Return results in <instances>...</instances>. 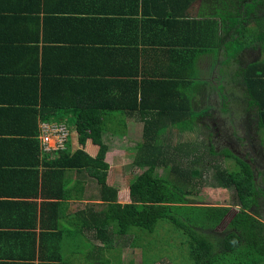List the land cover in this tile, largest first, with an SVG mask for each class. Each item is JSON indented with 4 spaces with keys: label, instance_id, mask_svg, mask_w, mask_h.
Listing matches in <instances>:
<instances>
[{
    "label": "crops",
    "instance_id": "obj_1",
    "mask_svg": "<svg viewBox=\"0 0 264 264\" xmlns=\"http://www.w3.org/2000/svg\"><path fill=\"white\" fill-rule=\"evenodd\" d=\"M206 1L174 0L168 12L165 11V25L159 28L162 25L160 23L152 27L146 24L147 20L156 19V0H0V264H106V260L107 264H130L124 258V249L118 248L116 243L117 256L110 261L105 236L98 235L88 227L81 230L82 222L91 226L92 219L100 217V211L106 210L93 178L82 181V186L77 181L71 188L75 189L73 192L69 188L72 185L69 180L78 178L79 172L68 170L57 173L53 170L44 176L43 155H38V167L25 165V157L30 152L31 160L32 150L28 146L23 148L20 141L32 139L31 132L39 135L40 124L39 120L36 123L29 116L27 101L36 100L44 79L46 82L42 94H46L49 100L60 94L65 95L67 90L64 88L61 92L58 85L61 79L74 85L71 97L75 98L74 88L77 86L81 87V91L75 89L76 94L89 96L97 80L112 81L120 77L117 76L119 72H127L129 57L136 62L134 64L138 72L149 74L147 77L152 81L170 79L172 76L187 82L189 79L197 81L195 76L201 73L198 79L218 88L217 95L221 97L222 90L227 87L234 91L237 83L235 79L241 80V69L260 65L257 74L264 79L263 43L246 46L242 54L239 56L237 53L236 59L230 62L228 54L233 47L225 48V45L234 44L229 41L231 37H237L236 32L223 30V24L218 33L222 47L215 54L207 53L203 61L200 59L204 55L201 56L197 63L198 70H193L192 63L196 61V55L190 54L192 46L184 39L188 29L181 27V24L186 25L187 19L210 14ZM200 10L203 11L201 15ZM181 11L184 21L177 23L175 14ZM193 11L196 12L195 16L192 15ZM187 26L191 29L195 25L189 23ZM249 28L256 35L260 32L257 24ZM154 30L165 37L164 45L154 46L157 44L153 38L154 33L149 35V31ZM134 42L136 50L129 56V46L133 47ZM156 48L161 54L157 60L150 58L145 62L135 57L142 55V51L149 53ZM191 55L194 57L192 61ZM240 64L243 65L239 67ZM174 65H181L189 69V72L183 73L182 77L181 70H169ZM227 65H231L228 72L230 80L224 83L223 71ZM257 78H250V85H254V90L262 92L260 95L248 92L246 96L242 94L244 103L240 109L249 112V121L258 128L259 106H264V85L263 80L259 76ZM204 88L198 89L197 95L204 93ZM221 97L217 104L219 112L224 109ZM255 98H259L256 107L252 106ZM123 113L125 116L138 114L144 128V120L139 113ZM71 118L72 115L58 111L49 123H63L68 127L73 123ZM127 121L126 118V132L110 144L106 159L114 158L113 155L117 153L122 155L124 150L134 149L143 141H134L138 137H131L133 132L129 131ZM76 136L69 140L68 150L77 147L79 142ZM123 140L125 148L121 149ZM131 142L136 143L134 147L127 144ZM86 149L92 155L99 152V146L94 145L92 140L86 142ZM36 161L33 157L31 163ZM91 179L93 184L89 182ZM93 185L97 187V193L90 194ZM124 189L118 190L128 197L125 185ZM125 201L119 202L124 204ZM83 236L93 245L81 247L79 239ZM91 247H95L96 252L103 251L96 256L104 257H94L95 261L91 257L85 259L90 251H95ZM118 255L120 257L117 260Z\"/></svg>",
    "mask_w": 264,
    "mask_h": 264
},
{
    "label": "trees",
    "instance_id": "obj_2",
    "mask_svg": "<svg viewBox=\"0 0 264 264\" xmlns=\"http://www.w3.org/2000/svg\"><path fill=\"white\" fill-rule=\"evenodd\" d=\"M173 1L156 0L158 4L155 12L156 19H149L146 24L149 27L156 23L162 24L159 28L164 26V22L167 21L165 20V11L168 12ZM233 1H206L208 5L216 7V12L201 15L203 11L200 10L199 15L201 16H198L197 19H187L186 25L182 23L184 21L183 12L175 14L177 23H182L181 27H187L188 34L184 39L193 49L199 47L203 53L211 52L213 48L218 51L222 47L221 39L218 38L219 28L217 26L220 21L217 19L219 18L222 19L223 30L236 32L237 39L231 37L229 41L234 42V44H229L233 47L228 54L230 62L232 59H236L238 55L236 53L243 51L246 46L256 42H262L264 46V19L257 24L260 30L258 35L246 24L249 14L255 11L251 9V6L256 5L255 7L258 8L263 5L264 0H250V2L236 0L234 3L235 15L233 13L232 16L224 17L221 11H224L225 7L219 8L220 4L222 2L228 4ZM189 23L195 26L190 29L187 26ZM150 33H154L153 38L157 43L154 46L165 44L163 40L165 37L159 31H149V35ZM128 42L130 44V41ZM133 44V47L129 46V56H132L136 50L135 42ZM236 46L239 48H235ZM224 50L227 49L224 48ZM233 50L235 52L232 53ZM149 53L142 51V55L139 54L135 57L146 62L150 58L157 60L156 58L161 56L157 48L151 49ZM134 63L136 62L130 60L129 57L127 72H119L117 76L120 77L112 81L97 80L93 87L94 94L91 92L89 96L76 94L75 89L81 91V87L77 86L74 88L75 98L71 97L70 92L74 85L61 79L62 82H57L61 92L64 88L67 90L65 95L60 94L57 98L49 100L46 94H42V91L44 92L42 87L46 82L44 79L43 85L40 86L41 93L36 95V100L27 101L29 116H32L36 123L38 120L43 123L53 121L58 111L72 115L73 123L68 126L70 139H72V135H77L79 143L72 151L67 149L68 151L55 152L58 156L54 157L51 154L42 153L37 133L31 132L32 139L20 141L23 148L28 146L30 151L32 150L31 160L30 152L25 157V165L38 167V155H43L44 176L53 170L57 173L68 170L87 171L99 187L100 199L103 200L106 210L100 211L102 213L99 215L100 217L92 219L91 226L89 223L82 222L81 230L88 227L95 230L98 235L103 234L104 242L114 248L117 243L116 239L120 238L125 239L126 244L132 248L141 247L142 264H149L148 261L151 262L150 264H164L170 261L160 254L162 249L159 248L162 247L159 245L158 248L156 241L152 240L161 222L164 223L162 227L165 233L171 234L174 231L181 233L178 236L175 234L173 236L179 241L180 238H183L181 243L188 250L186 255L188 259L183 262L184 264H264V219L260 213L249 212V209L256 204L257 188L251 168L246 165L230 173L220 164H210L214 169L213 177L217 185L233 191L235 206L200 207L190 205L188 191H196L197 185H202L200 179L203 169L199 164L201 165L209 158L204 154H212V151L215 152V150L211 147L212 150H206L204 154L195 153V156L190 161L188 160V165L185 166L181 156L177 158L173 155H180L181 149L170 152V144L162 138L165 133L162 134V137L160 134L168 123V127H172L180 121L183 125L188 121L193 122L196 103L194 97L199 96L197 95L198 89L192 91L193 95H187L185 90L182 91L183 93L181 92V87L185 85L194 87L190 85L192 82L194 83V80L190 81V79L189 82L178 78L152 81L147 77L149 74L138 72V67ZM241 65L243 64H240L239 67ZM262 67H264V63H262ZM260 69V65L241 69V80L235 79L237 83L233 89H240L245 96L247 92L260 95L262 91L254 90V85H250L249 82L250 78L259 76L264 85V79L257 74ZM202 98H206L205 92L202 94ZM254 100L252 106L256 107L259 98ZM10 110L16 111V109ZM259 111V130H264V106L260 105ZM113 112H136L144 120L143 141L136 146V143H128L129 147L135 146L137 155L134 165L140 169L136 179L128 187V197L107 183L110 164L106 162V154L114 140L104 127V122ZM88 140H92L94 145L99 146V152L96 155L87 151L86 142ZM198 148H203L202 142L197 146V150ZM230 156L233 157L232 154H228L226 158ZM33 157L37 161L31 163ZM169 161L173 162L171 166H169ZM160 168L168 170L166 176L159 175L158 169ZM194 170L199 171V180L193 178ZM33 172L38 173L37 171ZM62 192L65 195L64 190ZM121 200H126V203H120ZM256 209L259 210L258 207ZM146 239L148 240L145 241ZM152 252H155V255L153 260H150L148 254ZM179 257L181 258L180 255ZM172 262L176 264V261L172 260ZM130 264H133V261H130Z\"/></svg>",
    "mask_w": 264,
    "mask_h": 264
},
{
    "label": "rangeland",
    "instance_id": "obj_3",
    "mask_svg": "<svg viewBox=\"0 0 264 264\" xmlns=\"http://www.w3.org/2000/svg\"><path fill=\"white\" fill-rule=\"evenodd\" d=\"M220 1V0H219ZM227 1V0H225ZM236 2V0H234L232 3H228L226 4V2H222V4H220L219 8L221 7H225L224 11H221V13L223 14V16H228V15H235L236 11H235V5L234 3ZM248 2H250V0H248ZM256 5H252L251 9L255 10ZM219 8L217 7V11L219 12ZM216 7L215 6H211V5H207V11L208 13H214L216 12ZM192 15L195 16L196 12L193 11ZM228 18V17H227ZM226 18V19H227ZM225 19V20H226ZM222 19L219 18V21H221ZM227 21V20H226ZM221 25V24H220ZM220 25H218L217 27L220 29ZM246 27V25H244ZM219 40L221 39L220 36H218ZM232 46L229 45V43H226L225 48H231ZM235 48H239V46H236ZM230 51V50H229ZM201 48H196V49H191L190 54H195L196 55V61L192 63L193 65V70H198V66L197 63L199 61V58L201 56L202 59H200L201 61L204 60V57L207 53L210 54H215L217 51H215V48H213V50L211 52H203L201 53ZM235 52L234 50L232 51V53ZM237 54V53H236ZM235 54V55H236ZM242 54V51L239 52V56ZM193 56H190V60H193ZM233 62V60H232ZM170 71H176V70H181V75L182 77H184V74H187L189 72V69L183 67L180 65H174L171 66L169 68ZM231 70V65H227L226 67H224V77H225V81L230 80V77L228 76V72ZM197 75H199V73H197ZM201 75V73H200ZM199 75V76H200ZM198 76V77H199ZM197 81H194L193 85L194 87H186L183 86L181 87V92L182 91H186L188 94L187 95H193L192 91L194 89H203L204 86L206 89V91H204L206 94H209L210 97V92L212 93H217L218 92V88H211V83H203L200 81V79H198L197 76H195ZM173 78H178L176 76H172L170 77V79ZM181 79V78H178ZM205 84V85H204ZM196 86V88H195ZM228 90H226V93H230V88L227 87ZM183 93V92H182ZM203 94V93H202ZM202 94L199 96H195L194 99L196 100L195 103V107H194V115L195 118L193 120V122L188 121L186 122L184 125L182 124V122H177L175 125H173L172 127H168L169 123L167 124L166 127H164L161 130V137L162 134L163 137L165 139V141L167 143L170 144L171 148H170V152H173L174 150H178L181 149L180 151V155L179 154H173L175 157L179 158L181 156V160L183 161V164L186 166L188 165V160L190 161L191 158H193L195 156V153L201 152V153H205L206 150H209V146H210V142L213 139V141L216 140V138H214L213 136H215L214 132H211L207 126V122H205L206 116H204V107H202L203 102V98H202ZM195 95V94H194ZM242 102L237 103V108L242 106ZM207 108L209 110H212L213 107H209V105L207 106ZM234 110V108H232V111ZM242 110V109H241ZM209 112H206V114H208ZM231 113V106L229 103H225L224 109H222V111H220V115H230ZM241 116H243V113L240 114ZM211 116V114L207 115V117ZM126 118L128 119V124H129V131L133 132L131 137L133 138H137L134 141L137 142H141L143 139V125L140 121V116L138 114L131 115V114H127L126 116L124 115V113L122 112H113L110 113L108 115V117L105 119L104 122V127L106 128V130L109 131V135L112 137L113 140H115L118 136H120L122 133L126 132V127H125V123L124 120H126ZM240 119V118H239ZM238 119V120H239ZM111 120V121H110ZM127 126V125H126ZM184 129H186L184 131ZM212 134V135H211ZM259 136H260V140L263 144V148H264V130H260L258 132ZM74 138V135H72V139ZM259 138V137H258ZM69 139V138H68ZM219 140V139H218ZM202 142L203 144V148H198L197 150V146L199 145V143ZM128 144V143H127ZM215 146V143H213ZM57 146V142L55 139H52L51 142L49 143V147L50 148H55ZM183 146V147H180ZM218 146V145H217ZM121 149L125 148V140H123L121 146ZM224 148V146H223ZM98 153V152H97ZM123 154H115L113 155L114 158H107L106 162H110L112 169L109 171V176H108V184L110 185H115L117 187V189H124V185L125 187H129V185L136 179V176L138 175L137 172L140 171L139 168H137L134 165V160L136 158L137 155V151L134 149H129V150H124L122 152ZM213 154V155H212ZM212 154H204L205 156H208L209 158L205 161L202 162V164L199 166L202 167V177L200 179L202 185H197L198 189H196V191H188L187 196L188 198L191 200L190 205H194V206H221V207H226V206H235L234 203V194L232 190H227L224 189L222 187H219L217 185V183L214 181V169L210 166V164H220V166L222 168H225L228 172H233L236 171L240 166H241V161L238 158H232L227 157H219V153L215 150V152L212 151ZM228 154H230V152H228ZM53 156L57 157L58 154H53ZM173 164L172 161H169V166H171ZM208 166H210L208 168ZM191 167V166H190ZM192 169H195L193 167H191ZM167 169L166 168H160L158 169V173L161 177H164L167 175ZM79 177L78 178H74L72 180H69L70 183H72V185L69 187L70 189L74 187V184L79 181V185H83L82 181H86L87 179L91 178L89 173L87 171H82L79 172ZM199 171L198 170H194L193 171V178L199 180ZM81 179V180H80ZM90 183L93 184V179L89 180ZM73 192H75V189H71ZM90 194L91 193H97V187L95 188V185L92 186V188L90 189ZM126 189L122 190L123 192ZM120 191V190H119ZM72 192H70L71 196ZM103 217V216H101ZM164 223H159L158 226V230L157 233H154V237L152 238V240H155L157 243V247L160 250L162 249V251L160 252V254H163V256H165L166 258L170 259V261L165 262L164 264H174L172 262V260L176 261V264H184L183 262L186 261L188 258L186 257L188 250L187 248L182 245V240L183 238L179 239H175V237L173 236L175 234V236L180 235V232H175L174 228L171 234L169 232L165 233V230L163 229L162 225ZM112 232V231H111ZM116 238V236H114ZM125 238H130V237H125ZM149 239V237H148ZM148 239H146L145 241H147ZM117 243L116 246L119 248L121 247V249H124L125 256L127 258V261H133L134 264H142V249L141 247H130L126 244V240L125 239H116ZM79 243L81 247H87L89 245H93L92 242L88 239H86L84 236L81 237L79 239ZM176 244V245H175ZM93 250H95V247H91ZM90 248V249H91ZM108 250H110L109 253V257H111L112 261L113 259L116 258L117 254L115 252V248L113 246H111L110 244H108V246L106 247ZM89 249V250H90ZM157 249V250H159ZM88 250V251H89ZM103 251L101 252H96L95 251H90V254L85 256V259L91 257V260L95 261L96 259H94V257L97 259L99 258H103L104 256H96L98 254H102ZM155 255V252L149 253L148 257L150 258V260H153ZM179 255L181 256V258L179 257ZM184 255V256H183ZM93 256V257H92ZM119 255L117 257V260L119 259ZM105 263L107 264V260L105 261ZM148 263L150 264L151 262L148 261ZM95 264H101V263H95ZM156 264H163V263H156Z\"/></svg>",
    "mask_w": 264,
    "mask_h": 264
},
{
    "label": "flooded vegetation",
    "instance_id": "obj_4",
    "mask_svg": "<svg viewBox=\"0 0 264 264\" xmlns=\"http://www.w3.org/2000/svg\"><path fill=\"white\" fill-rule=\"evenodd\" d=\"M263 19L264 3L262 6L256 8L254 12L249 14L246 24L249 25V27H252V24H258V22ZM220 24L222 23L220 22L219 25ZM226 90L228 89L225 88L224 91L222 90V97L217 95V93L210 92V97L209 94H206V98L203 99L204 103L202 104V107H204V112H209L204 115L206 116L204 119L205 122H207L206 124L209 130L215 133V136L213 137L216 138L215 141H213V139L211 140L209 149L212 150V148H214V150L219 153V157L224 158H226L228 152H230V154L233 155L232 158H238L241 161V166L238 169L246 165L251 168L256 179L255 183H257L255 206L258 207L259 210L256 209L255 206H252L249 209V212L252 214H254V212L260 213L264 219V148L258 134L260 130L252 121H249L250 114L249 112H246L247 110L243 111L240 107H236L237 102H244L242 91L236 88L234 91L230 90V93H226ZM216 95L221 97L223 106H225V103L230 104V115H220L214 99ZM208 105L209 107H213V109L209 110L207 108ZM232 108H234L233 111ZM241 113H243L244 118L241 117ZM209 114H211V116L207 117ZM213 143H215V146Z\"/></svg>",
    "mask_w": 264,
    "mask_h": 264
},
{
    "label": "built area",
    "instance_id": "obj_5",
    "mask_svg": "<svg viewBox=\"0 0 264 264\" xmlns=\"http://www.w3.org/2000/svg\"><path fill=\"white\" fill-rule=\"evenodd\" d=\"M40 148L44 154H55L58 151H66L70 139L68 127L63 123H43L40 126L39 133ZM69 138V139H68ZM55 139L57 146L50 148L49 143Z\"/></svg>",
    "mask_w": 264,
    "mask_h": 264
},
{
    "label": "clouds",
    "instance_id": "obj_6",
    "mask_svg": "<svg viewBox=\"0 0 264 264\" xmlns=\"http://www.w3.org/2000/svg\"><path fill=\"white\" fill-rule=\"evenodd\" d=\"M214 99H215V101H216V104H218V100H219V96H216V97H214ZM222 100V99H221ZM222 103H223V101H222ZM43 123H49V122H43ZM43 123H40L39 124V133H40V126H41V124H43ZM39 136V135H38ZM69 143V142H68Z\"/></svg>",
    "mask_w": 264,
    "mask_h": 264
}]
</instances>
